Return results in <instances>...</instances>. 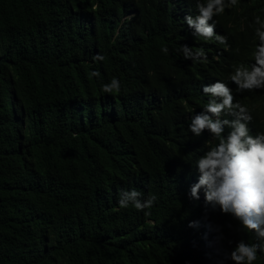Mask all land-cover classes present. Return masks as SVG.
I'll use <instances>...</instances> for the list:
<instances>
[{
  "label": "trees",
  "instance_id": "trees-1",
  "mask_svg": "<svg viewBox=\"0 0 264 264\" xmlns=\"http://www.w3.org/2000/svg\"><path fill=\"white\" fill-rule=\"evenodd\" d=\"M178 11L172 0H0V264H232L239 241L260 243L188 200L197 159L218 143L188 130L210 99L192 74L237 88L231 72L250 69L256 48L229 68L186 60L181 46L209 60L211 45ZM113 78L119 92H104ZM133 189L153 206L120 208Z\"/></svg>",
  "mask_w": 264,
  "mask_h": 264
},
{
  "label": "clouds",
  "instance_id": "clouds-1",
  "mask_svg": "<svg viewBox=\"0 0 264 264\" xmlns=\"http://www.w3.org/2000/svg\"><path fill=\"white\" fill-rule=\"evenodd\" d=\"M172 1L179 6V18L194 29L193 35L211 45L209 60L203 46L196 51L181 46L184 59L200 61L202 58L208 69H218L220 65L229 68L240 63L237 59L241 61L243 47L254 45L256 48L255 63L250 69L240 66L235 73L231 72L230 79L237 88L226 85L222 79L206 80L201 73L192 74V81L200 84L203 94L210 99L204 110L191 119L188 129L196 137L207 131L218 141L197 159L195 168L199 179L190 187L188 200L202 202L204 199L214 210L218 208L221 214L231 215L239 222L241 230L255 233L260 243L248 244L241 240L225 257L232 264H253L257 253H264V98L255 101L258 96L244 90L264 89V5L242 13L232 11L229 6L235 5L237 0ZM162 51L167 53L168 49ZM93 59L103 60L104 57L97 55ZM114 90H120L115 78L103 87L106 93ZM189 103L195 106L194 101ZM222 115L234 119H221ZM225 128L230 129L227 136L223 135ZM201 190L204 197L199 195ZM141 197L142 193L135 189L122 191L119 207L127 208L131 204L136 210L144 211L156 201L154 195L147 199ZM196 223L190 222L189 227ZM203 226L206 231L209 228L206 233L210 235L209 241L214 242L210 219L203 221Z\"/></svg>",
  "mask_w": 264,
  "mask_h": 264
},
{
  "label": "bare ground",
  "instance_id": "bare-ground-1",
  "mask_svg": "<svg viewBox=\"0 0 264 264\" xmlns=\"http://www.w3.org/2000/svg\"><path fill=\"white\" fill-rule=\"evenodd\" d=\"M170 103V102H169ZM182 188V187H181ZM188 205H190V204H188ZM197 218V217H196Z\"/></svg>",
  "mask_w": 264,
  "mask_h": 264
}]
</instances>
